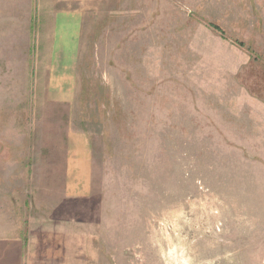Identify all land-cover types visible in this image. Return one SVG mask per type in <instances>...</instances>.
Masks as SVG:
<instances>
[{"label":"rangeland","instance_id":"374dc122","mask_svg":"<svg viewBox=\"0 0 264 264\" xmlns=\"http://www.w3.org/2000/svg\"><path fill=\"white\" fill-rule=\"evenodd\" d=\"M264 264V0H0V264Z\"/></svg>","mask_w":264,"mask_h":264},{"label":"crops","instance_id":"0c3cea01","mask_svg":"<svg viewBox=\"0 0 264 264\" xmlns=\"http://www.w3.org/2000/svg\"><path fill=\"white\" fill-rule=\"evenodd\" d=\"M33 236H30L27 240V245L24 248L23 258H20V253L18 254V250H20L21 243L17 247H13V249L9 253L14 252V257L8 259L5 264H46L44 262L45 259L43 257L46 256V260L51 257V253L45 252L42 246H37L34 244V240H32ZM65 262L64 258L61 261V264Z\"/></svg>","mask_w":264,"mask_h":264}]
</instances>
